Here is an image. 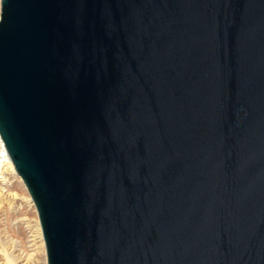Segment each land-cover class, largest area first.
I'll list each match as a JSON object with an SVG mask.
<instances>
[{"label":"water","instance_id":"1","mask_svg":"<svg viewBox=\"0 0 264 264\" xmlns=\"http://www.w3.org/2000/svg\"><path fill=\"white\" fill-rule=\"evenodd\" d=\"M0 137L47 264H264V0H1Z\"/></svg>","mask_w":264,"mask_h":264},{"label":"rangeland","instance_id":"2","mask_svg":"<svg viewBox=\"0 0 264 264\" xmlns=\"http://www.w3.org/2000/svg\"><path fill=\"white\" fill-rule=\"evenodd\" d=\"M2 158L0 154V264H47L36 206L21 177Z\"/></svg>","mask_w":264,"mask_h":264},{"label":"bare ground","instance_id":"3","mask_svg":"<svg viewBox=\"0 0 264 264\" xmlns=\"http://www.w3.org/2000/svg\"><path fill=\"white\" fill-rule=\"evenodd\" d=\"M0 142H1V146H2V150L0 151L1 153V156L3 157L2 158V160H5L10 166H11V169H12V171H14V165H13V163H12V161L10 160V157H9V155H8V153H7V151H6V148H5V146H4V143H3V141H2V139H1V137H0ZM16 171V170H15ZM39 230V229H38ZM40 231V230H39ZM42 241V240H41ZM44 245V240H43V242H42V244H41V246H43ZM40 245L38 246L37 245V248L38 249H40V247H41ZM45 248H43V250H44ZM44 252V251H43Z\"/></svg>","mask_w":264,"mask_h":264},{"label":"built area","instance_id":"4","mask_svg":"<svg viewBox=\"0 0 264 264\" xmlns=\"http://www.w3.org/2000/svg\"><path fill=\"white\" fill-rule=\"evenodd\" d=\"M0 20H1V0H0Z\"/></svg>","mask_w":264,"mask_h":264}]
</instances>
